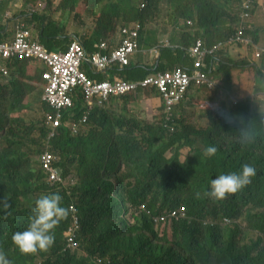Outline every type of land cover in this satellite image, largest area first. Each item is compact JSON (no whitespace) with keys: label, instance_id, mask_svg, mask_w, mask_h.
I'll return each mask as SVG.
<instances>
[{"label":"trees","instance_id":"trees-1","mask_svg":"<svg viewBox=\"0 0 264 264\" xmlns=\"http://www.w3.org/2000/svg\"><path fill=\"white\" fill-rule=\"evenodd\" d=\"M86 1L89 0H61L60 8L67 11ZM98 1L106 3L95 31L83 39L87 50L108 31L132 20L142 25L143 38L146 21L163 1L175 7V21H180V29H184L186 48L199 37L210 45L223 39L233 31L227 25L229 16L231 19L235 15L233 21L238 17V22L243 23L238 12L243 0H95ZM18 16L24 17L30 29L36 24L38 38L47 49H63L69 44L65 26L50 15L22 11L14 15ZM185 18L194 19L193 27L187 21L182 24ZM186 48L184 54L179 48L165 51L171 55L176 52L175 58L182 54L184 60L181 58L182 63L176 67L191 71L194 61ZM26 61L12 60L9 67L12 71L15 65V72H22L23 66L17 64L22 62L27 67ZM233 64L226 55L211 57L207 69L211 74L224 70L225 81L232 84ZM259 71L264 74V65ZM8 80L0 78V90L11 85ZM198 88L212 89L206 85ZM234 100H222L221 104L207 100L211 105L206 109L208 122L196 125L170 117L165 104L157 112L162 115L160 122L148 124L132 119L125 122L107 108L96 107L86 124L79 125L78 133L73 134L66 121L78 123L82 118L86 107L80 97L64 111L62 124L52 137L44 115L51 110L49 106L44 105L43 121L26 122L16 117L4 133L7 144L0 148V201L6 198L10 205L6 210L0 208V250L10 264H264V112L257 111V105L253 109L256 101L251 97ZM200 140L206 144L204 148ZM46 143V149L58 155L56 165L63 175L74 166L78 182L71 195L56 191V185L48 184L44 173L35 166V157L44 151ZM209 145H215L218 152L206 158L203 153ZM185 149L189 154L183 159ZM118 164L127 165L129 170L122 173ZM243 164L256 170L246 187L216 202L205 195L213 179L239 172ZM109 172L121 176L116 185L105 179ZM53 192H59L62 206L68 209L67 217L54 230L55 243L46 252L22 255L11 237L27 228L35 200ZM72 203L77 208L80 227L75 247L69 242ZM134 207L142 212L131 224L121 217ZM175 209L185 214L167 218L171 227L162 231L154 217L161 219ZM243 218L251 230L258 232V238L241 250L239 221Z\"/></svg>","mask_w":264,"mask_h":264},{"label":"built area","instance_id":"built-area-1","mask_svg":"<svg viewBox=\"0 0 264 264\" xmlns=\"http://www.w3.org/2000/svg\"><path fill=\"white\" fill-rule=\"evenodd\" d=\"M257 0H244L240 18L243 23H238L233 33L226 40L220 41L214 46H208L207 42L199 38L189 49L194 66L191 71L176 67L173 70L157 71L140 80H132L122 77L114 79L98 80L92 77L84 69V65L93 72L105 71L113 66L122 68L131 64V57L139 49V37L141 24L134 27L122 28L123 38L120 45L111 52H106V42L97 44V51L88 53L82 43L75 39L66 49L49 50L46 46L34 38L32 29L23 21H17L14 35L10 41L0 40V78L10 75L9 64L12 60H28L41 62L45 68L40 72L43 84L42 99L51 107V111L45 113V122L51 128L50 137L57 133V128L62 124L64 111L73 106V94L81 92L89 109L105 107L114 97H121L139 92L157 93L164 100L166 112L174 117L177 108L188 99V94L193 85H206L214 88L217 81L207 69L208 60L222 48L231 45L253 46L255 40L250 34L252 29L253 10ZM258 57L264 56V48L258 47ZM159 55V51L157 53ZM195 83V84H193ZM88 115L85 114L79 123H85ZM79 123L71 124L73 132L79 130ZM58 157L50 150H44L40 156V165L47 174L52 184H61L64 177L61 176L55 165ZM72 221L69 242L75 246L76 232L79 229V218L75 205L70 206ZM176 211L173 215H176Z\"/></svg>","mask_w":264,"mask_h":264},{"label":"rangeland","instance_id":"rangeland-1","mask_svg":"<svg viewBox=\"0 0 264 264\" xmlns=\"http://www.w3.org/2000/svg\"><path fill=\"white\" fill-rule=\"evenodd\" d=\"M9 2L12 5L16 4L19 9H25L28 12L39 14L46 13L50 15L55 21L65 26V33L69 35L68 41L71 40V37L73 39L83 33L90 36L93 30L96 29V20L101 16L104 4L106 3V1L95 2V0H89L82 3L79 2L72 9L65 11L60 8L61 0H26V2L25 0H16L15 3L12 0ZM174 9L175 7L170 6L167 1H163L162 5L155 12V14L146 21L147 23L144 25L143 35L145 34V36L155 45L161 43L160 40H168L170 45H172L174 44L172 38L175 35V32L180 34L179 30H176L175 26L176 16ZM229 13L231 12L229 11ZM231 15L233 14L231 13ZM227 19L230 21V25L233 18L230 19L229 16ZM237 22L238 17L234 25ZM183 23L184 22L182 21V24ZM189 25L193 27V23H189ZM121 26L122 25L118 26L117 29L119 30ZM32 27L35 29L34 34L38 37L39 32L36 24ZM253 27V36L255 38L257 37L258 40H260V43L264 45V0H260L259 2L254 16ZM158 36H160V38H158ZM159 46L157 45L154 48H159ZM235 52L237 53L235 54ZM181 53L184 54L183 49H181ZM229 53L231 55L230 57L234 61L232 71L235 73L239 72L241 78L244 79V73H250L252 77L263 78L264 74L259 71V69L263 68L262 65L259 64V67H255L252 63L255 61L253 58V49L243 46H235V48L230 50ZM155 55L156 59L160 57L162 55V50H159V56L156 53ZM36 64L38 65V63ZM30 78L31 83L34 86L39 89L42 88L38 71L34 72V76ZM246 78L248 77L246 76ZM9 81L11 82V85H8L6 88L0 90V148H3L7 144L4 138V133L10 125L13 124V119H17L16 117H22L26 120V122L31 120L43 121V112L46 110L44 108V105L46 104L41 100V91L39 89L31 90L29 82L26 81V76L22 79H17L12 73ZM215 89L216 87L212 89H200L196 86L194 91L191 93V97L178 108L174 117H176V119L183 118L188 123H192L194 125L206 124L208 122L207 110L202 108V99L212 100L218 104H221L222 100H228L230 98L239 99L235 94V90L234 93L232 91L225 92V95L222 94L221 97ZM29 90H31L30 93ZM127 97L128 98L125 100L119 101L120 99H115L112 103H110L107 107L110 113L117 117L124 118L125 122H128L131 119L143 124L158 123V121L160 122L162 115L157 114V112L161 107L156 108L159 104L152 106L143 92L130 94L127 95ZM36 98L39 100H36ZM13 103H15V108H13ZM257 106L259 108L260 105ZM260 110H264V106ZM130 124L131 123L125 124V128L128 129ZM40 126L41 124L38 125V127ZM37 135H39V133ZM199 145L204 148L206 144L200 140ZM45 148H47V143L45 144ZM188 154L189 150L185 149L182 158L185 159ZM37 156L35 157V161ZM117 169H122V173H126L129 170L128 166L124 164L121 166L118 164ZM71 172H75L74 166L71 167ZM104 177L107 181L116 185L118 183V177L121 176L116 175L115 172H109L106 173ZM138 212L137 208H130L126 213H122L121 218L126 217L134 223L136 222ZM239 222L242 226V235L238 239V247L242 250L245 244L251 243L252 240L258 238V232L251 230L244 218ZM159 225H161L159 228L162 231L164 230V232L171 227L170 222L167 225L157 224V227Z\"/></svg>","mask_w":264,"mask_h":264},{"label":"clouds","instance_id":"clouds-1","mask_svg":"<svg viewBox=\"0 0 264 264\" xmlns=\"http://www.w3.org/2000/svg\"><path fill=\"white\" fill-rule=\"evenodd\" d=\"M243 1H241L240 4H239V8H238V12L239 13H241V9H242L241 5H242V2ZM259 2H260V0H257L256 6H255V8L253 10V17H252V22H251L252 29L250 30V34L252 36H253V31H254V27H253L254 16H255V12H256V10L258 8ZM145 5L146 4L144 3L143 6H145ZM234 17H235V15L232 16V18H234ZM193 20L194 19H191V18H185V21H183V22L185 23L187 21L188 24L189 23L190 24H192V23L194 24V21ZM238 21H239V19H238ZM138 23H139L138 21H133L132 23L127 24V25H125L123 27H126V26L134 27ZM234 23L235 22L232 19L230 25H229V23L227 24L229 27L230 26L233 27V31L232 32H230L228 35H226L223 39L216 40L212 45H210V44L207 43L208 46H211L212 47V46H214V44H216V43H218L220 41L226 40L227 37L231 33L234 32L235 27L238 26V23L239 22H237L235 25H234ZM179 25L181 26L180 21H179ZM123 27L120 28L121 40L123 38V34H122V28ZM181 30L184 31L183 28ZM141 31H142V25H141ZM32 33H33L34 38H36V39L39 40V38L34 34V31L33 30H32ZM199 38L204 39L203 37H199ZM199 38H197L195 40V42ZM75 39H78L82 43V45H83V39H80L79 36L71 39L68 43L70 44ZM253 39L255 40V45H253V46L231 45V46H228L227 48L225 47V48H222L221 50H218L214 54V57H212V58H215L216 57L218 59L219 57H222V56L226 55L230 59H232L230 57L231 55H230L229 51L233 47H235V46H243V47H246V48L253 49V58L255 60V62L253 61L254 63L252 62L253 65L255 67H259V64H261L262 67H263V65H264L263 64L264 63V56L263 57H258L257 51L259 49H257V46L258 47H261V48H264V46L263 45H260L258 43V40H256L257 37L255 38L253 36ZM69 44L66 46V48L69 46ZM191 46H189L187 48V52L188 53H190L189 49H190ZM66 48H63V49H66ZM63 49H57V50H63ZM85 50L88 53H92V51L90 52L86 48H85ZM26 62H29V61L27 60ZM256 63H258V64H256ZM84 67H85V65H84ZM124 68H126V67H124ZM11 73H12V71L10 69V75L8 77H6V78H3L4 82L8 78L11 77ZM25 75L27 76V73L26 72H25ZM211 76L213 77L212 74H211ZM40 81H41V79H40ZM41 84H42V81H41ZM217 85H218V81H217ZM217 85L215 87H217ZM42 89H43V84H42ZM151 94H153V93H151ZM154 94H156V96L162 101V105L160 104V107H162L164 105V100L157 93H154ZM42 95H43V91H42ZM128 95H130V94H128ZM144 95H146V94H144ZM125 97H127V95H124V96H121V97H114V98H112V100L110 102L112 103L116 98L124 99ZM189 98L190 97H189V94H188V99ZM75 99L76 98L73 97V106H74V103H75L74 102ZM42 101L48 106V104L43 99H42ZM183 103L180 104L179 107H181L183 105ZM210 106H211L210 105V102H208L207 100H205V102H204L205 109H207ZM71 108H68L66 110H69ZM45 113L46 112H44V115H45ZM63 117H64V114H63ZM79 122L80 121H78V123ZM72 123L73 122H71V121L70 122L66 121V124H68L70 126V130L72 131V133L73 134H77L79 130L77 132H73L72 127H71V124ZM79 125H81V123H79ZM44 150H49V149L44 148ZM42 152L37 156V158H36V165L35 166H36L37 169L40 168L41 171L44 173V178H45L46 182L48 184H52L48 180L47 174L42 170L41 165H40V156H41ZM217 152H218V148L215 145H209V146H207L204 149V153L203 154H204V156L206 158H210V157L215 156L217 154ZM56 156L58 157V155H56ZM58 160H59V157H58ZM58 160H57V162H58ZM57 168H58L61 176L64 177V182L61 183V184H54V185H56V187H55L56 191H60L61 193L71 195V192H72L73 188L77 185V182H78V177L76 176V173L75 172L74 173L70 172L67 175H63L61 169L58 166H57ZM255 174H256V170H255V168L253 166H251L250 164H243V165H241V169H240L239 172H230L228 174H220L215 179H213L211 181V183H210V190L207 191L205 193V195L209 199H211L212 201H214V202L221 201V200H225L230 195H234L237 192H239L240 190H242L244 187H246L251 182V178L253 176H255ZM62 200H63V197L59 194V192H53V193L43 194V195L39 196L35 200L34 208L32 209V212H31V214L29 216V223H28L27 228L25 230H23V231H17L15 233H13V235L11 237L12 243L17 247V249L19 250V252L22 255H34V254H37L38 252H46V251H48L53 246V244L55 243V233H54V230L59 225V223L62 220H64L67 217V215H68V209H66L65 207L62 206ZM71 205H74V204L72 203V204H70V206ZM9 207H10V205L8 204L6 198L4 200L0 201V208H3V209L6 210ZM135 208H137V207H135ZM138 211L139 212L137 213V216L141 214L142 210L140 211V209H139ZM174 211L177 212L176 215H173V212ZM180 213L185 214L182 210L175 209L169 215L162 216L161 219H158V218L154 217V221L157 224L167 225L169 223V222L166 221L167 218L168 219H171V220H172V218H179V214ZM229 222H230V219H228V223ZM131 224H133V222H131ZM160 226L161 225H159L158 227H160ZM76 236H77V232H76ZM71 247H75V246H71ZM0 264H10V261L6 258L5 253L2 250H0Z\"/></svg>","mask_w":264,"mask_h":264},{"label":"crops","instance_id":"crops-1","mask_svg":"<svg viewBox=\"0 0 264 264\" xmlns=\"http://www.w3.org/2000/svg\"><path fill=\"white\" fill-rule=\"evenodd\" d=\"M9 1H12V0H0V39H1V41H10L14 35L15 24L17 23L16 21H20V20L24 21L23 16L14 17V15H21L22 11L27 12V10H25V9L24 10L19 9L16 4L12 5ZM13 1H14V3L16 2V0H13ZM4 5H5V9H3ZM175 26H176V30H179L180 34L175 32V35L172 38L174 41V44H172V45H170L168 40H166V41L160 40L161 43H159V44H160L161 48H160L159 44H157L159 46V48H154L157 45H155L150 39H148L145 36V34L143 35V38L140 37L139 38V49L131 57V65L126 67V68H122L120 66H113V67H110L109 69H106L105 71H96V72H93L87 66H85L84 69L86 71H90L89 74L98 80L113 79L115 77H122V78H128V79H132V80H139V79L143 78L144 76H146L147 71L149 72V74H151L155 70L167 71L169 69H173L174 67L179 65V63H182L181 62V58H182L181 55L182 54H179V57L175 58L176 56H174V55H178V54H176V52L171 55L170 53H168L165 50H171V49H176V48L184 50L186 48V46H184V40L185 39L182 38L184 31L180 29L179 21H175ZM32 29L35 33V29L33 27H32ZM94 31H95V29L93 30V32ZM38 32H39V29H38ZM141 35H142V33H141ZM79 37H80V39L86 40L90 36L86 33H83L82 35L79 34ZM158 38H160V36H158ZM256 40H258V39H256ZM101 42H106V44H107V48L105 49L106 52H111L114 48H117L121 42L120 29L108 31L106 36L103 35L98 40H95L92 47L88 46L87 48L90 49L88 51H90V52L92 51V53L97 51L96 46H97V44H99ZM258 43L260 45H263L260 43V40H258ZM234 48L235 47H233L232 49H234ZM238 48H242V47H238ZM159 50L160 51L162 50V55L156 59L155 53L157 54ZM236 53L237 52H235V54ZM36 63H38V65ZM17 65H22L23 67H22V72L16 73L15 71H16L17 66H15V65L13 66L12 73L15 75V77L17 79H22L26 76L25 72L26 73L28 72L27 74H28L29 78L26 76V81L29 82L30 89L31 90H38L39 88L34 86L31 83L30 77L34 76V72H37V71L39 72V75H40V72L44 70L45 66L41 62H38V61L26 62V65L30 66V67H25L22 62H19ZM161 65H164L166 67L165 68L166 70L165 69L163 70L160 67ZM159 67H160V69H159ZM219 70L220 71H218L217 73H213L212 75L218 81V85H217L215 91H217L218 94L221 95V97H222V94L225 95V92L232 91L234 93V90H235V94H236V96H238L239 99H245L248 97L255 99L256 102L253 106V109L256 108V105H260L259 108L257 109V111L264 112V110H260L264 106V78H258V77H254V76L252 77V75L250 73H244L243 74L244 79H243V78H241V75L239 72L235 73L232 71L233 79H232V84H231V83H227L225 81V75H224L225 71L221 70V69H219ZM12 73H11V75H12ZM246 76L248 78H246ZM10 78H8V79H10ZM195 88L196 87H193L191 89V91L189 92V97H191V93H192V91H194ZM31 90H29V93ZM39 90L41 91L40 94H41V100H42L43 89L41 88ZM73 97H75L76 99L81 97L83 99L86 109L84 111L82 118L84 117L85 114H87L89 117V115L91 114V112L93 111L94 108L89 109V107H88L87 103L85 102L80 91L77 92L76 94H73ZM128 97H131V96H128ZM128 97H125L124 99H120V100H119V98H116V99H118L119 101H122V100L127 99ZM146 97L148 98V100L150 101L152 106L159 104L156 107V108H158V107H160V104L162 105V101L156 96V94L153 93V94H150ZM36 100H39V99L36 98ZM234 101H236V99ZM110 103L111 102H109L108 105ZM107 106L99 107V108H107ZM82 118H80L79 121ZM85 124H86V122L81 123V125H85Z\"/></svg>","mask_w":264,"mask_h":264}]
</instances>
